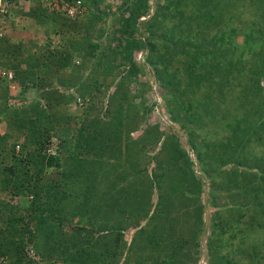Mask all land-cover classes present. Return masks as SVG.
<instances>
[{
	"label": "rangeland",
	"instance_id": "1",
	"mask_svg": "<svg viewBox=\"0 0 264 264\" xmlns=\"http://www.w3.org/2000/svg\"><path fill=\"white\" fill-rule=\"evenodd\" d=\"M168 1L171 0L147 1L149 11L137 21V27L141 32L144 29L143 25L149 21L154 24L155 28L158 25L161 26L162 16H166L168 13ZM246 1L249 5L247 11L239 10L232 22V25L238 29H242L241 26H244L245 22H250L249 20L257 21L255 18L256 8L251 1ZM34 3L32 1L31 4ZM99 3V10L106 13L102 21L96 22L93 31L103 30L101 38L97 40V43H103L99 53L93 54L88 59L81 57L83 52L78 53L76 50L66 48L65 52L72 56L69 67L63 70L66 75L61 76L62 70H57L55 74L52 71L49 76L51 84L46 90L57 91L58 94L64 96L70 88L71 96H78L83 104L79 106L73 100L72 104L76 105L75 108L68 106L63 110L51 111L54 113L63 112L60 117V124L63 127L59 129H68L70 132L69 134H60L59 132V135L62 140L65 138L69 142L63 148L60 146L61 139L59 137L50 138L52 142L50 146L55 149L59 162L57 166L43 167V171L39 174L42 179L38 181V184L45 187L54 183L60 184V182L67 181L65 174L73 170L69 179L71 185L79 190L86 187L91 190L93 186H97L96 190H99L101 195L106 194V197L102 195L99 204L92 206V209L96 208L90 214L88 222H84L79 220L77 212V208L80 207L78 206L79 198L76 197L77 191L72 190L75 200L71 201L68 208L76 217L71 219L67 217L73 223L64 228L66 233L72 234L76 229L84 227L85 223L86 225L95 223L92 228L95 229V232L99 229L98 233L101 235L105 231V225L107 227L116 226L121 231L129 224H131L129 226L137 224L121 232L115 230L123 236L121 242L116 241V244L113 242L116 239L115 232L113 234L109 232L108 234H112V236L108 235L102 238L103 247H114L117 254L116 258L108 257L105 264H133V262L144 264L145 259L143 260V258L149 257L154 250L150 247L144 249L146 248L144 234L135 235V232L140 228L157 231L160 240L167 245L173 255V264H215L213 253L219 258V255L226 253V249H221L220 253L222 254L218 255L219 250L211 243V234L213 232L218 234L219 231L228 232L227 229H231L236 215L233 214L235 213L234 209L230 206H238L240 201L238 197L242 200L243 197L252 199L257 196L260 199L258 200L259 204L264 202V184H261L260 188L257 187L255 175L259 176V174L256 169L252 164H249L250 161L246 165L243 162L242 165L238 163V160L231 159L232 151L224 148L228 144L227 147L231 149V140L234 147L241 144L237 138L239 130L233 129L232 126L233 119L238 118L244 122V119L249 117L248 114H254L255 106L246 102L247 100L250 102L252 98L248 91H245L249 84L237 79L233 80L237 87L242 85L245 94L241 93L240 104H236L237 106L231 104L229 82L231 80L229 75L232 73L230 70L231 59L224 61L223 57L216 55L217 50L215 55L212 52L215 60H211L213 55L209 52L207 58L206 55H200V52L196 55L197 51L193 49L194 46L204 42L198 35L196 39H190L189 43L182 45L180 40L176 39L175 43H166L162 46L158 40L155 51L149 53L146 42L152 38L148 31L125 33L123 36L117 31L122 27L120 16L129 17V12L125 10L127 4L125 5L124 0H100ZM31 4L24 3V9L31 8ZM110 12L116 14L114 19L109 17ZM155 13H157L156 16H154ZM10 21H13L15 25ZM184 28L187 29V27ZM39 30L42 29L33 19L22 15L12 16L7 20L5 37H9L10 41L18 39L23 44L33 45L30 50L34 54L45 40ZM155 30L156 39H166V35H163L166 27L162 30ZM188 30L192 31V28ZM184 35L187 36V30L184 31ZM242 39V34H239L237 41L241 43ZM129 40L139 42L140 47L131 50V61L124 62L120 59L122 56L116 55L115 52L119 50V42ZM61 42L64 43L63 39ZM180 45L182 47L179 48ZM186 48L192 50L187 52ZM215 48L217 49L218 46ZM57 50V52L63 51L61 47ZM195 55L199 58L202 56L201 59L204 60L194 63L191 56ZM184 64L185 66H183ZM190 64L194 66L191 71ZM250 64L255 65L254 63ZM132 65L139 68V72L134 77L128 73ZM262 75L264 76V71H262ZM65 77H70L71 83L69 81L70 84L64 87L58 83V78ZM262 86L264 87V82ZM198 91L211 93L210 95L214 97L209 102L198 101L197 109L202 107V112L193 116L192 109H188V106L196 99ZM32 92L29 89L27 93L33 94ZM222 110H227V116L228 110H231V117L221 120ZM49 114H51L50 111ZM37 116L41 117V115ZM48 117L47 114L42 117L43 123L47 126L52 124ZM227 121L231 122V132L227 131ZM249 124L250 127L253 125V123ZM245 125L247 126L246 123ZM4 127L1 125L0 132H4ZM151 128L156 129L159 137L151 131ZM80 130L81 133H79ZM233 130L235 131L232 134ZM227 133L232 134L229 140L226 136ZM172 134L177 136L176 140L179 145L176 144V148H179L184 156L179 157L181 159L178 161L177 158L173 163H170L176 168L178 165L180 167L175 169L171 166L173 170L168 173L162 171L165 168L159 170L154 167L156 161L163 158V162H166L168 159L170 153L166 150H164L165 156L157 157L165 145L167 148L172 145V150L174 149L175 143L170 140ZM258 135L252 136L249 129V133L244 139L245 147L251 150L250 152L245 151L250 160H254L256 157L264 160V152L255 147L256 143L261 142ZM223 138L227 142L223 141ZM134 154L137 155V158L131 160H135L133 163L138 167L127 165V161L131 162L128 158ZM148 162L150 164L146 166ZM257 163L260 165L262 162L258 161ZM203 164L211 170L219 167L220 174L215 179H211L202 169ZM181 166L183 171L187 170L183 174L184 177H178V173H182ZM140 168L146 171V175L150 179L155 174L156 178L160 177V181L157 180L160 186L153 183L152 186L143 187L135 175ZM244 172L254 175V179L247 178V174ZM237 174L242 181H247V189L252 183L255 184L256 189L243 191V186L239 187L234 181ZM110 183H113L117 190H111ZM126 189L133 190V195H124L119 199L115 197L118 192ZM123 193L125 192L123 191ZM6 197L0 196L1 204L8 203ZM31 197V194H23L19 197L18 215L24 217L28 212H31L29 210ZM52 201L49 200V203ZM111 204L116 206L112 209L113 205ZM4 211L10 212L9 209ZM263 211L260 212L263 213ZM257 214L259 213L257 212ZM45 215L47 218V214ZM119 215H122L123 218ZM199 216L200 219H198ZM260 216L264 218L262 214L255 218L261 221L262 217ZM147 219H152V223L148 225ZM129 220H132L133 223H129ZM85 228L92 229L90 226ZM132 240L139 247L137 246L130 252L128 246ZM26 248L29 251L31 246ZM47 251L46 255L41 256V252L38 258L33 257L32 260L37 264H60V261L51 257L48 254L50 252ZM29 257L31 258V256ZM3 261H0V264H4Z\"/></svg>",
	"mask_w": 264,
	"mask_h": 264
},
{
	"label": "trees",
	"instance_id": "2",
	"mask_svg": "<svg viewBox=\"0 0 264 264\" xmlns=\"http://www.w3.org/2000/svg\"><path fill=\"white\" fill-rule=\"evenodd\" d=\"M147 1L124 0L125 5L127 4V7L124 8L129 12V17L120 16L119 20L122 21V27L118 28L117 31L122 36L125 33L130 34L140 31L137 27V21L148 13ZM249 1L252 2L257 10L255 13L257 21L249 20L250 22H245L244 26H241L242 29L234 27L232 22L239 10L242 12L247 11V6L249 5H247L246 0H171L168 1L167 17L162 16L163 22L161 26L158 25L155 28L151 21L144 22V29L140 32L148 31V34H151L150 37L152 39L148 38L149 40L146 42L149 53L155 51V46L158 45L156 41L158 42V40L162 46L166 43H175L176 39L180 40L182 45L183 43H189L190 39H196L198 35L204 42L201 44L197 43L194 46L193 49L197 51L196 55L200 52V55H206L207 58L208 52L212 55V52H214L215 55L217 50L216 55L223 57L224 61L231 59L230 70L232 73L229 75L231 77V80H229L231 85V104L235 106L240 104L241 93L245 94V91H248L252 98L250 102L248 100L246 102L253 104L255 108L253 109V116L248 114L251 118L247 117L244 119L247 126L242 120L233 119L232 126L233 129L239 130L237 138L241 144H236L237 147H234L231 140V149L227 147L228 144L224 148L233 152H231V159L238 160V163L243 165L244 162L246 165L250 161L249 164H252L259 174V176L255 175V181L257 187L260 188L261 184H264V160L258 157L250 160L246 156L245 153L251 150L245 147L244 139L247 137L246 134L249 133V129L252 136L259 134L258 138H260L261 142L256 143L255 147L264 152V87L262 86L264 82V76L262 75V71H264V0ZM34 2L31 8L14 9L11 17L20 15L29 17L42 29L39 32L45 37V40L37 52L31 53L30 49L33 48V45L23 44L21 40L10 41V38L5 37V34L0 38V67L3 70L11 71L13 75L10 82L0 79V127L1 125L5 126L4 132H0V194L7 196L6 198L8 199V203L1 204L0 202V261L4 260V264H37L32 260L33 257L38 258L41 252V256L46 255V250H48L47 252H50L48 254L57 259V261L59 260L60 264H105L108 257L116 258L117 254L113 249L114 247H103L102 243L104 241L102 238L108 235L112 236L115 230L120 231L119 228L105 225L106 228L102 235L98 233L99 229L95 232V229L92 228L95 223H87L89 225L85 223L84 227L76 229L72 234L66 233L64 229L73 223L68 218L76 217L72 210L68 208L71 201L75 200L72 190L77 191L76 197L79 198L78 206L80 207L77 208L79 220L88 222L90 214L96 208L92 209V206L99 204L102 199L103 194L101 195L99 190H96L98 187L93 186L91 190L89 187L79 190L71 185L69 179L73 170L65 174L67 181L60 182V184L54 183L45 187L38 184V181L42 179L39 174L43 171L44 166L50 168L57 166L59 162L57 156L45 154L46 147L52 144L50 138H60L59 132L60 134H69L70 132L68 129H59L63 127L60 124V117L63 112L57 111L54 113L51 111L63 110L75 100V97L71 96L70 88L65 92L66 96L58 94L57 91L46 90L51 84L49 76L52 71L55 74L57 70H62L63 73V70L69 67L72 56H70V53L65 52L66 48L76 50L78 53L83 52L81 57H87L88 59L93 54L99 53L103 43H97V40L101 38L103 30L93 31L96 22L102 21L106 13L99 10L100 0H82V6L86 8V13L75 16H69L55 9H49L42 5L40 0H35ZM202 2L203 4L201 5ZM115 15V13L110 12V16H108L114 19ZM10 23L15 25L13 21H10ZM164 27H166V31L163 32V35H166V39H156L155 29L162 30ZM184 27H187V29ZM191 28L192 31H189L188 29ZM186 30L187 36L184 35ZM3 31L7 33L6 26ZM239 34L243 36L241 43L237 41ZM61 39H63L64 43L61 42ZM118 44L119 50L115 53L122 56L120 59L124 62L131 61V50L140 47L139 42L133 40L121 41ZM181 45L178 47H182ZM217 46L218 48L216 49L215 47ZM59 47L63 49L62 52H57ZM186 49L187 52L192 50L190 48ZM196 55L191 56V60L194 63H200L204 60L201 59L202 56L199 58ZM214 55L211 60H215ZM250 66L251 68H248ZM53 67L54 70H52ZM192 69H194V66L191 65L190 71ZM138 72L139 68L135 65H132L128 70V73L133 77ZM64 75L66 73L61 74V76ZM235 79L248 83V88L244 91L242 85L237 87L234 84ZM69 81L71 83L70 77L58 78V83L64 87L70 84ZM9 83L15 88L10 89ZM29 89L33 91L30 97L27 95ZM210 94L198 91L196 99L188 106V109H192L193 116H197V113L202 112V107L197 109L198 101L209 102L213 99L214 96ZM49 111L51 114H49ZM226 113L227 110H222L220 114L221 120L231 117V110H228V116ZM46 114L51 119L52 124L49 126L42 121V117H45ZM37 115H41V117ZM249 123H253V125L250 127ZM226 125L227 131L231 132V122L227 121ZM151 131L155 132V135L159 137L156 129L151 128ZM79 133H81V130ZM232 134L227 133L228 140L231 139ZM176 137L174 134L170 137V140L175 143L173 150L172 145H169L168 148L165 145L157 155V157L165 156L164 150L168 151L170 154L166 162H163L164 160L161 157L160 161H156L154 168H159V170L160 168H165L162 171H167L168 173H171L172 167L179 169V165L176 168L173 164H170L177 158L178 161L181 159L179 157L184 156V154L182 155L183 152L176 148V144L179 143ZM60 139V146L66 147V143L69 141L65 138L63 140L62 138ZM222 140L226 141L225 138ZM136 158L137 155L134 154L128 159ZM258 161L262 163L259 165ZM133 162L135 160L127 161V165L136 166ZM148 164L150 163L148 162L146 166ZM202 169L207 172L208 177L211 179H215L220 174L219 167L211 170L203 164ZM180 171L182 173H178V177H182L187 170L183 171L181 166ZM244 173L247 174V172ZM146 174V171L141 168L135 174L137 175L136 179L143 184V187L152 186L153 183L160 186L157 182V180L160 181V177L156 178L155 174L150 179ZM247 178L254 179V175L247 174ZM234 181L239 187L243 186V191L256 189L254 183L249 185V189H247V181H242L238 174L235 175ZM109 186L111 190H117L113 183H110ZM123 191L118 192L115 197L119 199L124 195H133V190L126 189ZM23 194H31L32 196L29 204L31 212H28L24 217L18 215L20 209L18 199ZM103 197H106V194ZM238 198L240 199L238 206H230L234 209L235 213L233 214L236 215L231 229L228 228V232L219 231L218 234L214 232L211 234V243L219 250L218 255L222 254L220 253L221 249H226V253L219 255V258L213 253V261L215 264H264V218L260 216L262 217L261 221L255 218L259 217L260 214L264 215V202L259 204L258 200L260 199L257 196L252 199L243 197L241 200L240 197ZM49 200L53 201L49 203ZM60 202L61 204H59ZM114 206L116 205H113L112 209ZM5 209H9L11 213H6ZM260 211H263V213ZM45 214H47V218H45ZM119 216L122 217V215ZM198 219H200V216ZM147 222L149 225L152 223V219H147ZM129 223H133L132 220H129ZM129 225L128 227H123L122 230L132 228V226L137 224ZM86 226H90L92 229L85 228ZM109 232L112 234H108ZM120 232H115L116 239L113 241L115 244L117 243L116 241L121 242L123 239ZM156 232L143 228L135 232V235L138 234L139 236L144 234L145 250L149 247L154 250L149 257L143 258V260L145 259L144 264H173V255L167 245L162 243ZM27 246H31L30 254L26 248ZM137 246L139 247L132 240L128 249L131 252ZM128 260L130 261V259ZM131 260L133 262V259ZM133 264L136 263L133 262Z\"/></svg>",
	"mask_w": 264,
	"mask_h": 264
},
{
	"label": "built area",
	"instance_id": "3",
	"mask_svg": "<svg viewBox=\"0 0 264 264\" xmlns=\"http://www.w3.org/2000/svg\"><path fill=\"white\" fill-rule=\"evenodd\" d=\"M32 1L34 2L35 0H0V38H2L5 34V31H3V29L7 24V20L13 14V10H22L24 9V3L30 5ZM40 2L42 5H45L49 9H55L69 16L84 15L86 13V8L82 6V0H40ZM12 77L13 75L11 71L3 70L0 67V79L2 78L7 82H10L12 80ZM9 88L14 89L15 87L13 85H10L9 83ZM74 97L76 104L81 106L83 104L82 100L76 95ZM52 147L53 146L46 147L47 154H55V149Z\"/></svg>",
	"mask_w": 264,
	"mask_h": 264
},
{
	"label": "crops",
	"instance_id": "4",
	"mask_svg": "<svg viewBox=\"0 0 264 264\" xmlns=\"http://www.w3.org/2000/svg\"><path fill=\"white\" fill-rule=\"evenodd\" d=\"M27 95H28V97H30L32 94H31V93H27ZM32 97H33V96H32ZM69 106H71V107H74V108H75V106H76V105H75L74 103H73V104L71 103Z\"/></svg>",
	"mask_w": 264,
	"mask_h": 264
},
{
	"label": "clouds",
	"instance_id": "5",
	"mask_svg": "<svg viewBox=\"0 0 264 264\" xmlns=\"http://www.w3.org/2000/svg\"><path fill=\"white\" fill-rule=\"evenodd\" d=\"M262 85V84H261ZM75 101V100H74ZM45 154H47V152L45 151ZM48 156L50 155V156H56V153L55 154H53V155H51V154H47Z\"/></svg>",
	"mask_w": 264,
	"mask_h": 264
}]
</instances>
